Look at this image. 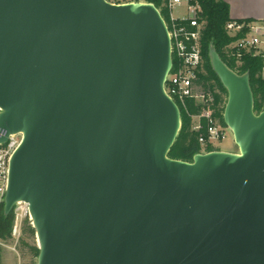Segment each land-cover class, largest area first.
<instances>
[{
  "label": "water",
  "instance_id": "obj_1",
  "mask_svg": "<svg viewBox=\"0 0 264 264\" xmlns=\"http://www.w3.org/2000/svg\"><path fill=\"white\" fill-rule=\"evenodd\" d=\"M237 152L168 153L171 41L150 2L0 0L3 215L27 205L36 264H264V109L208 45Z\"/></svg>",
  "mask_w": 264,
  "mask_h": 264
},
{
  "label": "built area",
  "instance_id": "obj_2",
  "mask_svg": "<svg viewBox=\"0 0 264 264\" xmlns=\"http://www.w3.org/2000/svg\"><path fill=\"white\" fill-rule=\"evenodd\" d=\"M109 2V1H108ZM146 2L145 0H111L112 4H126ZM168 13V23H166L171 41V57L175 59L173 66L166 77L164 84L165 93L189 115L187 102L193 100L196 104L206 105L212 102V96L203 91L196 84L197 75L201 67V54L199 48V37L202 29L200 23V9L195 0H165L162 4ZM179 11V15H174V11ZM160 11V10H159ZM264 25V18L260 23L251 22L242 24L231 20L226 24V30L230 35H235L243 28L248 29V33L233 42L228 48L231 56L239 59L243 53L253 52L254 55L262 56L264 73V51L260 46L264 41L259 37L260 30ZM213 111L204 107L198 116L192 117V129L200 133L198 144L202 152L207 146L214 147L216 142H221L225 137V130L212 116ZM204 119V124L201 120ZM6 131L0 129V137H4ZM20 135H10L7 142L0 145V209L6 191L8 162L11 154L19 145ZM14 223L12 236L18 239L20 235V224L28 218L27 205L18 203L13 208ZM0 240V246L2 245Z\"/></svg>",
  "mask_w": 264,
  "mask_h": 264
},
{
  "label": "trees",
  "instance_id": "obj_3",
  "mask_svg": "<svg viewBox=\"0 0 264 264\" xmlns=\"http://www.w3.org/2000/svg\"><path fill=\"white\" fill-rule=\"evenodd\" d=\"M111 1V0H107ZM153 3L160 10L165 22L168 23L167 10L162 7L165 0H145ZM200 9V23L202 29L199 37V48L201 54V67L199 69L196 84L201 89L212 96V102L206 105L196 104L193 100L187 102L189 115L179 108L181 116V129L175 140L174 145L170 149L168 156L171 159L191 162L194 154L202 152L198 144V137L204 131L196 132L192 129V117L198 116L204 107L213 111V118L217 120L222 128H225L222 114L226 103V92L221 86L219 80L213 73L208 60V45L213 44L217 53L223 62L238 74L248 72L251 91L254 99V111L261 112L264 109V77L262 76L263 58L254 55L253 52L243 53L239 59L231 56V50L228 48L236 40L240 39L248 29L243 28L235 35H230L226 30V24L231 21L229 17V6L226 0H195ZM242 24L251 23L250 21H237ZM173 66L175 59L172 60ZM201 122L204 124L205 120ZM214 147L207 146L204 152L213 151ZM14 223V212H10L8 216L3 215V205L0 209V240L7 243L11 239L12 228ZM34 230L27 219L23 220L21 236L18 240V248L23 252L27 249L28 254L36 259L38 249L35 244L28 243L33 240ZM2 261V248L0 246V264Z\"/></svg>",
  "mask_w": 264,
  "mask_h": 264
},
{
  "label": "rangeland",
  "instance_id": "obj_4",
  "mask_svg": "<svg viewBox=\"0 0 264 264\" xmlns=\"http://www.w3.org/2000/svg\"><path fill=\"white\" fill-rule=\"evenodd\" d=\"M174 15H179V11H174ZM225 137L221 142H216L214 144V150L226 151V152H237V148L234 144L233 137L228 128H224ZM29 221V219L27 218ZM30 223V221H29ZM23 222L20 224V235L18 239L13 237L11 234V239L7 243L1 245L2 248V261L1 264H36V259L28 254L27 249L23 252L18 248V240L21 236ZM28 243L35 244V237L33 240H28Z\"/></svg>",
  "mask_w": 264,
  "mask_h": 264
},
{
  "label": "crops",
  "instance_id": "obj_5",
  "mask_svg": "<svg viewBox=\"0 0 264 264\" xmlns=\"http://www.w3.org/2000/svg\"><path fill=\"white\" fill-rule=\"evenodd\" d=\"M229 17L233 21H250L260 23L264 18V0H226ZM259 37L264 41V25ZM264 51V44L260 46ZM264 77V73L262 74Z\"/></svg>",
  "mask_w": 264,
  "mask_h": 264
}]
</instances>
